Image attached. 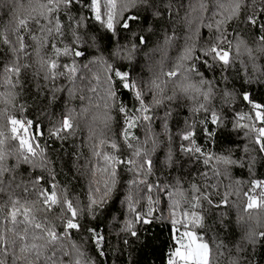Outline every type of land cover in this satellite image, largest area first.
<instances>
[{
    "label": "trees",
    "instance_id": "1",
    "mask_svg": "<svg viewBox=\"0 0 264 264\" xmlns=\"http://www.w3.org/2000/svg\"><path fill=\"white\" fill-rule=\"evenodd\" d=\"M123 2L138 16V19L133 21L131 30H120L122 41L119 46L137 45L133 59L128 61L114 58L112 48L115 45L111 42L110 34L90 22L87 29L79 30L85 44L82 49L85 56L77 58V64H87L93 75L100 77V83L95 85L98 90L97 93H90L87 91L88 84L78 81L74 93L69 94L67 89L71 85L66 80L58 79L53 85L51 79L47 78V61L54 58L51 45L56 43L59 47L61 43L57 40L55 32L48 33L47 28L51 25H47L41 32V26L46 24L45 17L48 16L47 8L43 7L46 0H0V34L7 36L9 41L8 44L0 43V71L10 63L29 65L21 69L18 83L13 77L15 87L5 83L7 74L0 76V139L3 140L0 145V215L7 212V205L12 198L20 197L33 207L37 215H46L47 219L54 223L60 219L58 207L46 213L36 192L24 194V188H32L31 181L38 175H43L49 182L52 181L47 170L41 168L39 159L30 163L24 160L18 145L9 134V116L33 119L45 132L40 143L41 147L45 148L51 177L55 178L54 182L58 185L61 197L66 195L74 205L86 209L89 187L94 180L101 179L100 173L93 175V156L89 146L100 140L114 138L119 142L123 117L118 111V105L123 104L130 110L138 107L132 94L124 89L116 88L117 97L108 95L106 66L102 61L99 62L108 58L115 66L129 72L130 77L144 92L146 103H151L154 95L155 99L161 101L151 112V125H143L135 130L141 141L149 140L148 149L153 154L155 173L150 179H158L174 186L175 181L179 179L186 190L192 183H208L202 175L208 168L179 151L182 143L179 137L190 130V126L195 130L196 143L206 153L215 156L231 155L232 159L243 162V167L218 165L220 177L213 179L219 187L217 191L211 192V199L214 203H220L224 193L228 192V204L219 208L205 205L206 228L202 231L206 232L205 239L210 244L211 264H230L231 260L245 256L250 259V264H254L251 259H254L256 264H264V241L257 239L258 233L264 231V223L260 224L264 211L246 212V200L243 196V193L249 191L252 180L264 179V154L259 152L246 130L235 128L233 125L236 112L245 113L250 110V106L242 98L244 93H249L254 101L264 104V44L258 42L261 33L243 24L245 14L242 10L239 21H233L228 26L229 39H233L236 33L239 34V38L233 39L234 48L239 45L240 52L239 57H235V66L226 70L215 66L209 69L197 63L196 67L201 75L188 72L187 80L177 78L178 85L177 81L167 80L164 74L173 69L186 46L203 47L205 38L211 35L204 28H201L199 35L197 33L203 17L198 7L194 10V0H170L176 13L171 20L163 7L169 0H149L156 5L154 10L164 13L160 17L153 16L147 6H141L139 3L133 6L132 0ZM257 6H260L259 0ZM70 11L74 16L82 14L76 6ZM60 18L64 20L63 13ZM22 19L29 21L28 27L32 34L40 36L38 41H31L29 35L24 34V43L31 52L27 57L20 50L18 40L19 22ZM259 19L264 22V15ZM63 31V41L69 42L71 36L66 24ZM173 32L177 39L166 45L165 34L171 35ZM140 35L144 36L145 45H140ZM45 36L47 43L44 41ZM248 49H251V56ZM69 59L61 57L59 63L64 64ZM240 60L247 70L246 75L241 72ZM201 80L208 83L202 85ZM153 82L158 83L160 88H154ZM188 83L193 84L194 88L185 92L183 86ZM209 84L212 86V92L209 94V100L205 102L203 95L195 89L207 90ZM55 88L62 90L56 91ZM201 103L210 110L217 111L222 117L223 124L220 127L210 122L208 113L195 111ZM69 111L74 123L73 134L64 140L50 137L48 130L59 125L63 115ZM207 132L215 134L208 136ZM245 145L249 148L247 153L244 152ZM169 152L172 154L171 160L168 159ZM127 178L126 175L121 176V180ZM236 181L240 183L237 184ZM43 186L47 187V184ZM120 195L117 191L113 197L116 209L121 208ZM185 195L190 199V192H185ZM163 207L161 203L157 211ZM112 215L121 216V220L113 221ZM122 218L121 213L114 210L112 203H109L95 220L90 219L85 210L81 221L82 231L89 227H100L105 231L108 244L103 261L95 257L90 240L86 244L75 232L71 239L78 247L86 246L89 254L96 259V264H165V254L172 244L168 223H153L139 229L140 239L130 240L129 245L125 247L116 238L119 231L117 224L123 223ZM124 218H127L126 214ZM84 235L87 236L86 231ZM8 239L11 243L15 237L9 233ZM237 245L244 252L237 253ZM250 245L256 246L254 253H251ZM7 264H13L11 258ZM15 264H30V259L25 254L18 253ZM239 264H245L244 259L241 258Z\"/></svg>",
    "mask_w": 264,
    "mask_h": 264
},
{
    "label": "snow or ice",
    "instance_id": "2",
    "mask_svg": "<svg viewBox=\"0 0 264 264\" xmlns=\"http://www.w3.org/2000/svg\"><path fill=\"white\" fill-rule=\"evenodd\" d=\"M257 2L258 0H194V10L198 7L203 17L197 33L199 35L201 28H204L211 35L205 38V46L191 45L183 49L173 69L164 74L167 80L177 81L179 85L177 78L187 80L186 73L188 72L201 75L197 70V63L209 69L214 66L225 70L234 67L235 57H239L240 52L239 45L234 48L233 39L239 38V34L236 33L233 39H229L228 26L233 21H239L242 10L245 14L243 24L257 29L261 33L258 42L264 44V22L259 19L264 15V0H259V7ZM136 3L147 6L153 16L164 15L163 12L154 10L156 5L150 3L149 0H132L133 6ZM73 6L78 7L82 14L74 16L70 11ZM43 7L47 8L48 16L45 17L46 24L41 26V32L47 25H51L47 28L48 33L55 32L57 40L61 43L59 47L56 43H52L54 58L47 61L49 73L47 78L51 79L53 85L58 79L63 78L71 85L67 89L68 93L73 94L76 83L81 81L88 84V92L97 93L98 89L95 85L100 83V77L93 75L87 64H77V58L85 56L82 50L85 44L82 42L79 30L87 29L90 22L110 34L111 42L115 45L112 48L114 58L128 61L133 59L137 45L119 46L122 41L120 30H131L132 23L138 19V16L123 0H46ZM163 7L167 10L168 19L171 20L176 13L170 0ZM61 13L64 15L63 21L60 18ZM65 24L71 36L69 42L63 41ZM28 25L29 21L22 19L18 29L20 50L24 52L25 57L30 56L31 52L24 43V34L27 33L31 41L40 39L39 35L31 33ZM138 39L140 45L146 44L143 35H140ZM176 39L174 32L171 35L166 33L164 42L167 45ZM44 41L47 43V36L44 37ZM0 43L8 44L7 36L0 34ZM248 53L251 56V49H248ZM61 57L70 59L60 64ZM101 61L106 66L108 95L117 97L116 88L124 89L132 94L138 107L130 110L123 104L118 105V111L123 117L119 142L114 138L100 140L89 146L93 156V175L98 172L101 179L94 180L90 185L86 209L74 205L66 195L61 197L58 185L54 182L55 178L51 177L50 162L46 157L45 148L41 147L40 140L45 132L40 126L33 119L26 120L23 116L7 118L11 139L18 145L24 160L30 163L32 160L39 159L41 168L47 170L52 181L49 182L43 175H38L31 181L32 188H24V194L27 195L30 191L36 192L46 213L58 207L60 219L55 223L51 222L46 215L44 217L37 215L26 200L22 201L20 197L12 198L7 205V212L0 215V264H7L9 258L15 264L18 253L25 254L30 259V264H96V259L89 254L86 246L78 247L71 239L73 232L79 234L86 244L90 240L95 257L103 261L106 258L108 244L105 231L100 227H89L82 231L81 221L85 210L90 219L95 220L109 203H112L114 210L119 211L123 217V223L117 224L119 231L116 233V238L125 247L129 245L130 240L140 239L139 229L166 221L172 233V244L165 254V264H211L210 244L205 239L206 232L202 231L206 228L205 205L223 207L228 204L229 198L228 192H225L220 203L213 202L211 192L217 191L219 187L213 178L220 177L218 165L243 167V162L232 159L231 155L215 156L206 153L196 143L195 130L190 126V130L179 137L182 142L179 151L208 168V171L202 173L208 183L203 185L192 183L186 190L179 179L175 181V186L160 182L158 179H150L155 173L153 154L148 149L149 140L141 141V138L135 134V130L143 125H151L153 121L151 112L154 106L161 101L155 99L154 95L151 103H146L144 92L130 77L128 71L121 70L108 58H103L99 62ZM239 63L241 72L246 75L247 70L243 67V61L240 60ZM27 67H29L27 64L10 63L0 71V76L7 74L5 83L10 87H15L13 77L18 83L21 69ZM206 83L208 81L201 80L202 85ZM153 87L159 89L160 85L153 82ZM192 88L194 85L191 83L183 86L185 92ZM55 90L61 91L62 89L55 88ZM195 90L201 93L204 101L207 102L212 86L209 84L207 90L201 88ZM225 95H228L227 91ZM242 98L248 103L250 110L245 113L236 112L233 125L235 128L246 130L259 152L264 154V104L254 101L247 92ZM21 111L23 112L24 109L22 108ZM195 111L208 113L210 122L216 127L223 124L222 117L217 111L205 107L204 103H201ZM73 131L74 123L71 111H69L63 115L59 125L48 130V135L56 140H64L68 135H72ZM206 134L212 136L215 133L207 132ZM152 143L155 144L154 139ZM2 144L3 140L0 139V145ZM248 151L249 148L245 145L244 152ZM171 157L172 154L169 152L168 159L171 160ZM250 167L249 165V169ZM122 175L128 178L121 180ZM45 183L47 187L43 186ZM236 183L239 184L240 181ZM257 189H259L258 193ZM117 191L121 193L120 209H116L113 204V197ZM185 192H190V199ZM243 196L246 200V212L260 210L264 207V180H252L249 191L243 193ZM161 203L164 207L157 211ZM111 219L119 221L121 216L112 215ZM85 231L87 236L84 235ZM9 233L15 237L11 243L8 239ZM257 239L264 241V231L258 233ZM217 247L219 248V245ZM255 248V245H250L251 253L255 252ZM236 251L237 253L244 252L239 245ZM246 251H249V247ZM241 258L244 259L245 264H250L247 256ZM241 258L231 260L230 264H239ZM251 261L256 264L254 259Z\"/></svg>",
    "mask_w": 264,
    "mask_h": 264
},
{
    "label": "rangeland",
    "instance_id": "3",
    "mask_svg": "<svg viewBox=\"0 0 264 264\" xmlns=\"http://www.w3.org/2000/svg\"><path fill=\"white\" fill-rule=\"evenodd\" d=\"M24 119H26L27 120V118H24ZM264 180V179H263ZM260 212H262L263 213V211H264V207H263V209L261 210H259ZM260 215V214H259ZM264 215V214H263ZM260 217H261V215H260ZM264 223V216H263V219L261 218V223L260 224H263Z\"/></svg>",
    "mask_w": 264,
    "mask_h": 264
}]
</instances>
